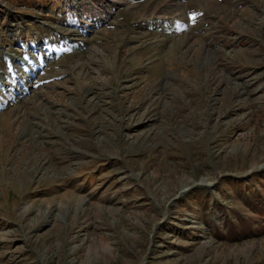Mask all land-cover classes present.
<instances>
[{"label": "rangeland", "instance_id": "obj_1", "mask_svg": "<svg viewBox=\"0 0 264 264\" xmlns=\"http://www.w3.org/2000/svg\"><path fill=\"white\" fill-rule=\"evenodd\" d=\"M71 1L0 0V264H264V0Z\"/></svg>", "mask_w": 264, "mask_h": 264}, {"label": "built area", "instance_id": "obj_2", "mask_svg": "<svg viewBox=\"0 0 264 264\" xmlns=\"http://www.w3.org/2000/svg\"><path fill=\"white\" fill-rule=\"evenodd\" d=\"M113 1V0H112ZM88 4L90 5L91 4V7H93V3H102L103 1L102 0H87ZM70 6H72V9L74 11H76V20L78 22H83L82 20V17H83V14H82V0H72L71 1V4Z\"/></svg>", "mask_w": 264, "mask_h": 264}, {"label": "bare ground", "instance_id": "obj_3", "mask_svg": "<svg viewBox=\"0 0 264 264\" xmlns=\"http://www.w3.org/2000/svg\"><path fill=\"white\" fill-rule=\"evenodd\" d=\"M113 1H115V0H113ZM160 25V24H159Z\"/></svg>", "mask_w": 264, "mask_h": 264}]
</instances>
